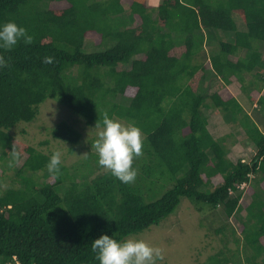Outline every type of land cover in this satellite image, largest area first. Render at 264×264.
Returning a JSON list of instances; mask_svg holds the SVG:
<instances>
[{
    "label": "trees",
    "instance_id": "1",
    "mask_svg": "<svg viewBox=\"0 0 264 264\" xmlns=\"http://www.w3.org/2000/svg\"><path fill=\"white\" fill-rule=\"evenodd\" d=\"M156 1L149 7L145 0H0V23L14 21L33 37L0 49L10 57L0 68V161L15 147L25 155L0 193V264H98L91 242L102 233L117 239L141 233L183 198L204 204L206 213L221 207L229 219L244 209L243 184L251 186V202L241 235L232 230L236 249L223 242L208 264H264V0ZM199 52L205 65L195 62ZM205 66L223 82L218 90L203 87ZM242 74L258 78L257 98L226 96L225 85ZM47 100L86 125L107 112L139 126L144 143L133 161L135 181L98 173L94 153L50 175V155L9 134L34 121ZM205 108L216 109L226 134L213 135ZM50 135L69 153L81 139L65 119ZM237 143L253 147L249 161L229 158ZM8 163L11 170L15 160ZM217 177L219 185L207 189Z\"/></svg>",
    "mask_w": 264,
    "mask_h": 264
},
{
    "label": "rangeland",
    "instance_id": "2",
    "mask_svg": "<svg viewBox=\"0 0 264 264\" xmlns=\"http://www.w3.org/2000/svg\"><path fill=\"white\" fill-rule=\"evenodd\" d=\"M145 1L149 7L155 6L158 2L156 0ZM130 22L132 21L130 20ZM237 26L238 29L243 30L242 23H238ZM225 39L229 40L228 37H225ZM89 46H91V42L85 41V48ZM203 46L205 57L207 58L210 52V50H208V43L205 42ZM213 50H215V47ZM262 50L264 52V48H262ZM199 54V57L195 59V62H198V64L204 62L203 58L201 59L203 52H199ZM241 55H243V53H241ZM230 59L235 61L236 58L231 56ZM207 62L208 60L205 59L203 64L205 65ZM205 67L207 75L205 76L206 79L203 82V87L209 90H218L223 86V82L215 78L210 67ZM241 78L240 81L237 79L225 85L226 96L232 95L239 100L242 99V102L245 101L247 94L257 98V93L253 91L255 89L253 84L257 82V77L242 74ZM247 80L253 82H248ZM241 81L243 82L240 83ZM244 84L246 91L242 93L240 85ZM249 84H251V86ZM250 91L253 92L250 93ZM262 92H264V88ZM252 107L248 106L251 116L255 119L258 113H256ZM203 112L207 117L210 131L215 137L220 134L217 131L219 127L222 132H224L226 128L224 130L222 129L223 122L216 109L205 108ZM63 119L67 120L68 123L72 124L75 129L81 133V139L72 153H69L70 147L67 143L53 140L50 135L52 128ZM120 121L124 123L122 120ZM94 127L95 126L86 125L82 118L69 113V110L64 106L59 105L53 100H47L40 106L39 114L34 121L29 123H18L9 131V134L23 144L33 147L44 154L51 155L54 150H60L62 153V164L69 167L73 163L82 161L88 154H96L91 144V141L95 138ZM244 140L245 139L242 138V142H245ZM45 142H47V144H45ZM244 144L238 145L237 143L236 147L229 151L228 156L232 161L235 162L238 159L249 161L253 156V153H255L253 147L245 148ZM17 150L18 148L15 147L13 152L10 153V157L0 161V193L2 188L8 186L9 178L13 176L14 170L23 163L25 155L14 153V151L17 152ZM11 159L15 160V164H11L10 170V164L8 162L11 161ZM103 171L106 170L100 168L98 173ZM212 180L210 185L206 187L209 190H212L221 182V178L219 177L213 178ZM259 187L262 188V184L259 185ZM259 187L256 185L255 189L258 190L260 189ZM250 188L251 186L245 185L241 190V202L244 209L238 212L237 215L234 214L229 219L225 217L221 207H218L211 213H206L204 204L183 198L180 200L174 212L158 225L151 226L141 233L133 234L128 237L142 239L151 246L159 247L162 250L163 258L158 261V264H208V257L218 252L220 248H223V242L225 241V244L231 249V252L235 251L236 246L233 243L232 230L235 232L236 236L241 235V224L246 214L244 210L251 202ZM219 228H223L222 231L225 234L224 238L222 233L218 232ZM261 239L264 244V238ZM239 256L240 261L242 260L243 262V253L239 254Z\"/></svg>",
    "mask_w": 264,
    "mask_h": 264
},
{
    "label": "clouds",
    "instance_id": "3",
    "mask_svg": "<svg viewBox=\"0 0 264 264\" xmlns=\"http://www.w3.org/2000/svg\"><path fill=\"white\" fill-rule=\"evenodd\" d=\"M33 37L23 26L14 21L0 23V49L12 50L19 42L31 44ZM51 62V57L45 58ZM10 57L0 54V68H5ZM95 139L92 144L97 155V164L121 183L135 181L137 170L133 166L135 158L143 152L142 130L136 124L122 123L118 119L103 114L99 124H95ZM62 153L54 150L46 164V169L53 177L61 171ZM247 184L239 186V190ZM242 187V188H241ZM241 188V189H240ZM91 250L98 264H158L162 256L159 247L151 246L142 239H117L113 235L101 234L91 242Z\"/></svg>",
    "mask_w": 264,
    "mask_h": 264
},
{
    "label": "crops",
    "instance_id": "4",
    "mask_svg": "<svg viewBox=\"0 0 264 264\" xmlns=\"http://www.w3.org/2000/svg\"><path fill=\"white\" fill-rule=\"evenodd\" d=\"M226 128V129H225ZM222 129L224 130V132H222V130H220V132H219V130L217 129V131H218V133H220L221 135H223V134H226L228 131H229V129L227 128V127H225V125H222ZM222 132V133H221Z\"/></svg>",
    "mask_w": 264,
    "mask_h": 264
}]
</instances>
